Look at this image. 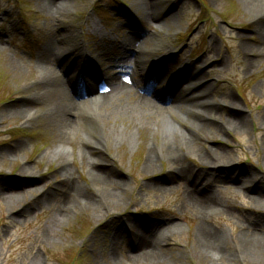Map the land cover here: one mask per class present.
<instances>
[{
    "label": "rangeland",
    "instance_id": "obj_1",
    "mask_svg": "<svg viewBox=\"0 0 264 264\" xmlns=\"http://www.w3.org/2000/svg\"><path fill=\"white\" fill-rule=\"evenodd\" d=\"M47 5V0H0V264H223L196 248L194 237L200 220L184 197V189L192 186V177L178 178L158 150L164 155L168 151L178 153L184 165L194 172H211V166L194 154H187L182 136L173 132L172 141L162 142L160 136L154 139L150 132L140 131L131 144H103L98 134L105 133L111 124L99 118V108L89 105L87 111L96 120L86 125L76 142L70 144L72 157L63 149H59L58 157L54 155L59 143L43 101L41 106L31 105L29 114L14 116L10 111L38 89L44 67L53 66L61 75L54 57L50 62L43 59V47L50 35L67 36L72 30L84 52L106 77L122 71L119 73L127 80L131 78L139 86L149 87L141 92L147 98L154 99L161 87L168 89L177 80L179 84L173 92L166 90L163 105L172 101V93L190 95L191 89L182 78L195 70L200 72L198 84L212 85L213 102L220 103L218 82L225 80V92L239 99L250 124L237 134L223 130L220 122L230 112L224 107L219 114L209 116L208 120L215 124L202 126L203 138L193 137V148L188 152L194 149L199 153L211 150L227 154L233 168L221 175L228 173L232 178L237 172L239 179L264 187V129H258L264 122V60L246 71L241 36L253 47L264 41L254 31L240 0H69L61 7L58 4L55 13ZM144 12L153 13L154 21L144 22ZM130 38L139 39L140 46L147 42V73L162 67L158 86L149 85L151 74L117 68L124 49L116 41L123 43ZM211 40L217 48L209 54ZM217 54L225 58L223 65L211 64ZM202 60L208 62L201 65ZM81 76V72L70 70V79H82ZM216 102H210L209 108L194 104L193 114L204 109L217 111ZM22 109L28 108L21 106L19 110ZM188 120L195 123L191 116ZM187 125L183 121L177 129L187 128L185 133H190ZM19 143L24 144L22 152L11 157L4 153ZM94 144L98 146L96 154L89 151ZM80 148L111 168V185L102 187L91 181L87 161L79 157ZM152 151L158 159L155 168L149 169L147 159ZM64 160L71 178L88 194L101 189L116 193V198L99 209L79 203L62 206L61 211L68 217L54 224L51 217L55 206H44L42 195L60 193ZM217 177L208 184L207 179L201 182L217 199L215 205L209 202L216 209L208 226L225 232L227 251L235 253L234 237L241 227L252 228L264 222V197L253 195L249 182L239 186ZM145 222L174 226V233L155 249L156 258L133 261L138 243L135 236L142 233ZM261 225L257 232L264 234ZM231 264L249 263L239 260Z\"/></svg>",
    "mask_w": 264,
    "mask_h": 264
},
{
    "label": "bare ground",
    "instance_id": "obj_2",
    "mask_svg": "<svg viewBox=\"0 0 264 264\" xmlns=\"http://www.w3.org/2000/svg\"><path fill=\"white\" fill-rule=\"evenodd\" d=\"M47 1V6H49L52 13H55L53 11L58 4L61 7L69 0H52V3L49 0ZM240 2L251 24H254V31L264 41V0H240ZM57 9L59 8L57 7ZM142 18L144 22L149 23L152 22L151 20L154 21V14L144 12ZM241 18L246 20L244 17ZM68 32L67 36L60 35L51 38L50 35V39L43 47L42 52L43 59L48 62L53 57L55 58L57 65L55 67L60 70L61 75L56 74L52 65V67H44L43 78L37 83L38 89L32 94L27 95L21 104V106L24 108L27 107L28 109L19 110L21 106L14 107L10 111L11 114L14 116L22 113L29 114L31 105L41 106V102L43 101L49 124L54 129L57 142L59 143L56 153L54 151V156L58 157L59 149H63L68 157L69 154L72 157L70 144L76 142L79 135L86 128V125L96 120V116H93L90 113L91 111H87L88 108L86 107L89 105H94L99 108L101 111L99 118L104 120L108 125L111 124L105 133L98 134V139L103 144H107L109 141L113 145L118 146L131 144L136 141V137L140 131L150 132L151 137L154 139L160 136L162 142H170L174 138L171 134L176 132L175 134L182 136V147L186 148L187 154H194L204 164L211 166L208 168L211 172H194V169L192 170L190 166L184 165L178 153L168 151L164 155L162 150L158 149L160 156L165 158L171 165L172 172L178 178L188 179L190 176L192 177V186L184 189V197L187 206L194 208L200 220L194 237L196 248L203 250L205 254L207 253L213 256L212 259L214 262L231 264L243 260L249 264H264V234L257 232V228L262 227L261 224L264 225V222L258 223L252 228L248 226L241 227V231L234 237L235 253L228 252L229 242L225 232L212 229L208 226L211 214L216 209V207L212 206L217 203V199L215 200V196L206 191L209 190L207 189L208 182L217 176H219L217 178H224L225 181H231L239 186L243 185V183H251L250 191L258 199H260L259 197H264V187H260L252 181L239 179L241 175H238L237 172L231 175L232 178L227 176L229 175L228 173H225L224 176L221 175L224 170L230 171L233 168V164H228L229 161L226 159L227 154H221L211 150L199 153V151L194 149L188 152L189 148H193L191 144L193 137L203 138L202 126L215 124V122L208 120L209 116L213 113L219 114L224 107H228L230 112L222 117V120L220 117V126L223 130L237 134L238 132H244L250 124V117L241 111L238 103L239 99L225 92V80L222 79L218 82V90L222 95L220 103L213 102L212 85L206 82L198 84L197 81L199 78L197 77L200 76V72L195 70L190 76L182 78L184 80L181 79L191 89L190 95L180 96L172 93V101L164 103L165 105H163L161 102L166 95V90H169L168 92L172 90L173 92L175 86L179 84L177 80L168 89L161 87L160 92L155 93L154 99L147 98L141 92H146L149 87L139 86L131 78L127 80L123 76L124 74L119 73L122 71L116 70V73L106 77L104 71L95 65L91 57L87 56V52H84L83 45L77 41L76 33L72 30ZM68 40L76 42L75 45L70 44ZM138 40L130 38L123 43L116 41L121 46L120 48L122 50L124 49L123 57L119 61L121 65L117 66V68L125 71L130 69L131 72H140L145 76L151 74L152 80L149 85L156 87L159 85L160 78L163 75V72L159 70L162 67H158L154 73L146 72L148 64L147 56L149 55L146 47L147 42L144 41L140 46ZM241 44L243 50L242 60L246 63V71H251L258 64L259 60H264V43L260 42L257 44V47H253L245 37L241 36ZM216 48L217 46L214 40H211L208 53H214ZM207 62V60H202L201 65ZM224 63L225 58L219 57L217 54L211 64L223 65ZM88 66L91 68H88ZM72 69L81 72L83 74L81 76L82 79H70L69 74ZM210 102H212L211 104L215 102L218 104L217 111L204 109L198 111L199 113L197 115L193 114L194 104L199 103L200 106L205 104L209 108L211 107ZM182 111H184V117L180 115ZM188 116L193 117L195 123L199 124L200 127L190 122ZM183 121L185 123L188 122L187 126L191 128L190 133H185L189 131L187 128H184V130L177 129V125L183 124ZM258 129H264V122ZM23 150L24 144L19 143L16 144L15 148H12V151L8 149L4 153L11 157ZM89 151L96 154L98 146L94 144L89 148ZM78 153L81 160L87 161L88 176L94 184L102 187H105L106 183L111 185L108 177L111 168L103 160L104 164L97 158H91L90 155L87 156L83 148H80ZM154 154L152 151L150 157L147 159V167L149 169L155 168L154 165L158 158ZM65 160L61 165L64 180H62L58 187L60 188V193L54 196V194L43 192L42 195L44 206H55V211L51 217V222L54 224H60L63 219L68 217V214H64V211H61L60 207L62 206L65 207L67 204L79 203L85 207L89 206L99 209L101 206L107 204V201L109 202L116 198V193L101 189H96L93 193L88 194L71 178L72 176L69 173L70 167H68ZM206 179L207 181L205 182L207 184L202 187L201 182ZM201 187L202 191L200 189ZM209 202L214 203L212 205ZM161 225L152 224V222L144 223L142 233L139 236H135L138 243L134 247L136 248V252L132 258L133 261L157 257L155 249L162 244L165 238L174 233V226L170 227L167 224ZM115 230L113 229V231Z\"/></svg>",
    "mask_w": 264,
    "mask_h": 264
}]
</instances>
